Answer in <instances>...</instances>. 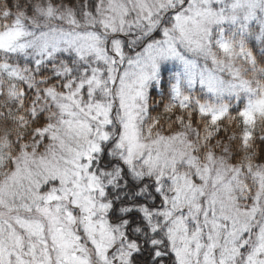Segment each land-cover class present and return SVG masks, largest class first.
Wrapping results in <instances>:
<instances>
[{
    "label": "snow or ice",
    "instance_id": "6c2138e0",
    "mask_svg": "<svg viewBox=\"0 0 264 264\" xmlns=\"http://www.w3.org/2000/svg\"><path fill=\"white\" fill-rule=\"evenodd\" d=\"M0 264H264V0H0Z\"/></svg>",
    "mask_w": 264,
    "mask_h": 264
}]
</instances>
